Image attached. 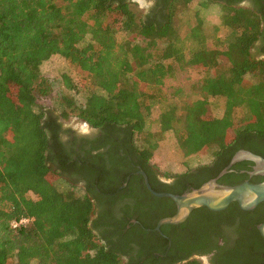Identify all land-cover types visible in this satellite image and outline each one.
Instances as JSON below:
<instances>
[{"label":"trees","instance_id":"trees-1","mask_svg":"<svg viewBox=\"0 0 264 264\" xmlns=\"http://www.w3.org/2000/svg\"><path fill=\"white\" fill-rule=\"evenodd\" d=\"M241 1L200 3L188 32L193 47L187 57L173 18L177 6L191 0H166L165 22L138 17L125 0H0V264H127L119 245L104 241L95 232L98 222H91L96 200L106 193L103 185L83 188L51 164L62 156L58 118L77 116L94 127L120 130L126 145L148 163L164 133L172 131L185 156L210 155L180 175L187 181L197 169L202 178L195 187L218 175L240 148L264 157V58L252 52L260 38L264 52V0H253L254 6ZM210 3L221 6V22L230 31L222 47L206 42L202 9ZM119 33L127 38L118 41ZM149 34L165 39L163 46L139 41ZM54 55L87 73L95 89L84 102L77 101L78 86L69 76L63 75V83L73 96L57 91L43 75L42 65ZM191 67L203 69L190 86L203 98L167 105L159 130H147L149 100L167 102L180 95L184 86L174 85L178 70ZM13 81L20 87V104L11 93ZM54 94L61 95L57 114L44 108ZM205 96L226 98L223 116L205 117ZM240 108L244 115L237 118ZM229 129L234 136L227 141ZM245 177L233 171L221 180L232 185ZM22 218L30 221L11 225Z\"/></svg>","mask_w":264,"mask_h":264},{"label":"flooded vegetation","instance_id":"flooded-vegetation-1","mask_svg":"<svg viewBox=\"0 0 264 264\" xmlns=\"http://www.w3.org/2000/svg\"><path fill=\"white\" fill-rule=\"evenodd\" d=\"M125 1L143 2L144 19L165 22L169 14L166 0ZM254 4L253 0L240 2L241 6ZM262 45L260 38L252 50L260 58H264ZM81 122L75 126L66 124L63 118L57 119L61 125L57 152L62 156L55 157L51 164L62 173L61 177L76 181L83 188L101 183L106 189L96 200L91 222H98L95 232L106 237L104 241L112 240L119 245L124 262L180 264L196 260L201 264H264V237L259 228L264 222V207L259 204L253 210H243L233 202L215 211L202 206L195 208L184 221L165 223L157 229L162 218L177 212V205L169 197L153 194L141 172L146 173L155 191L175 194L199 188L193 183L202 175L198 177V170L192 169L190 178L185 181L180 177L184 172L168 174L152 162H145L130 143L126 145L125 135L120 130L94 127L82 119ZM60 159H66V163L63 165ZM243 161L248 163L238 170L232 168ZM235 164L227 173L234 171L247 177L232 185L257 176L248 174L253 162L241 160ZM227 173L213 178L220 184L231 185L221 180ZM116 229H122L123 233H114Z\"/></svg>","mask_w":264,"mask_h":264},{"label":"rangeland","instance_id":"rangeland-1","mask_svg":"<svg viewBox=\"0 0 264 264\" xmlns=\"http://www.w3.org/2000/svg\"><path fill=\"white\" fill-rule=\"evenodd\" d=\"M203 0H191L187 5H178L175 11L173 18L174 26L177 28L178 33L181 36V42L184 48V52L189 57L190 51L193 47L191 41L188 37V32L191 26L194 25L196 15L195 12L198 9L200 3ZM132 10L136 13L138 17L143 16L146 9L143 2L140 4L132 3ZM202 14L207 20V26L205 28L207 33V45L210 47H222L225 45V39L229 34V29L226 28L221 22L222 9L221 6L217 4H211L202 9ZM127 38L125 33H119L117 35L118 41H123ZM139 41L143 43H149L152 48L162 47L165 39L157 38L153 34H149L144 38L139 37ZM257 56V55H256ZM42 73L44 76L48 77L50 80H53V85L55 89L63 93L64 95H72V91L66 90L64 85L63 75L69 76L72 81L77 84L78 94L76 95L77 101L84 102L86 97L90 94L91 91L95 89L87 73L81 71L79 68L70 64L69 61L64 59L59 55H54L47 62L42 65ZM178 77L174 82L175 87L179 85L184 86L182 93L176 97L171 98L167 102H157L154 99L149 100V115L146 119V128L151 131L159 130L158 118L162 110L171 103L192 101L195 99L203 98L202 95L192 93L191 84L194 80L201 78L204 75L203 69L201 68H188V70L180 72L178 70ZM251 81H254V77L248 76ZM11 93L14 99L19 102L18 90L19 85L14 81L10 82ZM60 94H54L51 100L48 102L44 101V108L46 111H51L55 114L60 112ZM207 100V110L205 113L206 118L221 117L224 114L226 106V98L223 96H205ZM237 118H240L244 115L243 109H238L236 112ZM66 121V124L70 125H80L81 119L77 116H71L69 118H63ZM234 136V132L229 129L227 132V141L231 140ZM137 143L139 145L143 142V137L139 135ZM210 159V155L207 152L202 153L196 157L185 156L182 148L178 145L175 134L171 132H166L162 136V139L159 141V147L153 152L151 162L159 167L162 171H165L168 174H178L187 171L190 168H194L204 162H207ZM55 177L50 176V180L54 182ZM56 184L62 187L61 183ZM31 197H34L33 194H30Z\"/></svg>","mask_w":264,"mask_h":264},{"label":"water","instance_id":"water-1","mask_svg":"<svg viewBox=\"0 0 264 264\" xmlns=\"http://www.w3.org/2000/svg\"><path fill=\"white\" fill-rule=\"evenodd\" d=\"M241 160L253 162L252 170L248 171L250 176L264 177V157L247 149L238 150L218 177L230 171L231 166ZM141 173L145 177L148 189L153 194L159 197H169L177 205V212L172 216L162 218L158 222L157 229H160V226L165 223L177 224L184 221L195 208L202 206L218 211L236 202L243 210H253L259 204L264 203V179L258 183L245 180L238 184L228 185L220 184L216 178H213L204 182L199 188L183 194H175L155 191L151 187L146 173L143 171ZM259 228L264 237V222L260 224Z\"/></svg>","mask_w":264,"mask_h":264},{"label":"built area","instance_id":"built-area-1","mask_svg":"<svg viewBox=\"0 0 264 264\" xmlns=\"http://www.w3.org/2000/svg\"><path fill=\"white\" fill-rule=\"evenodd\" d=\"M29 221H30L29 218H22V219L19 220V221H16V220L12 221V222H11V225H12L14 228H16V227L20 226L21 224H26V223H28Z\"/></svg>","mask_w":264,"mask_h":264}]
</instances>
